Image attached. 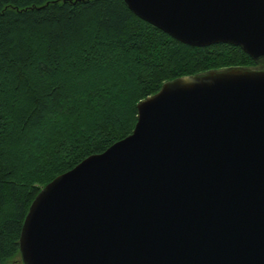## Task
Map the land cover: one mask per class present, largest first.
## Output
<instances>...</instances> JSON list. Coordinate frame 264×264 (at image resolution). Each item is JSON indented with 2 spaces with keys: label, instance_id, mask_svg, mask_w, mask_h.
<instances>
[{
  "label": "water",
  "instance_id": "water-1",
  "mask_svg": "<svg viewBox=\"0 0 264 264\" xmlns=\"http://www.w3.org/2000/svg\"><path fill=\"white\" fill-rule=\"evenodd\" d=\"M85 1V0H74ZM191 46L264 57V0H123ZM36 195L24 264H264V69L180 76Z\"/></svg>",
  "mask_w": 264,
  "mask_h": 264
},
{
  "label": "trees",
  "instance_id": "trees-1",
  "mask_svg": "<svg viewBox=\"0 0 264 264\" xmlns=\"http://www.w3.org/2000/svg\"><path fill=\"white\" fill-rule=\"evenodd\" d=\"M230 67L264 68V57L182 43L123 0H0V264L20 254L40 190L130 134L138 102Z\"/></svg>",
  "mask_w": 264,
  "mask_h": 264
},
{
  "label": "rangeland",
  "instance_id": "rangeland-1",
  "mask_svg": "<svg viewBox=\"0 0 264 264\" xmlns=\"http://www.w3.org/2000/svg\"><path fill=\"white\" fill-rule=\"evenodd\" d=\"M261 66V65H260ZM256 69H264V68H259V67H256ZM8 264H24L22 259H21V256L20 254L17 255L16 257H14L13 259L9 260L8 261Z\"/></svg>",
  "mask_w": 264,
  "mask_h": 264
},
{
  "label": "bare ground",
  "instance_id": "bare-ground-1",
  "mask_svg": "<svg viewBox=\"0 0 264 264\" xmlns=\"http://www.w3.org/2000/svg\"><path fill=\"white\" fill-rule=\"evenodd\" d=\"M129 9V8H128Z\"/></svg>",
  "mask_w": 264,
  "mask_h": 264
}]
</instances>
